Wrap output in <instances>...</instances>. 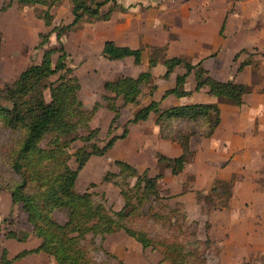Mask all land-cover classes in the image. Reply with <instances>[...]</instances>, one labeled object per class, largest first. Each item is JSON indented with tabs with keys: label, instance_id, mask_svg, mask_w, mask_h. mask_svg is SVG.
<instances>
[{
	"label": "rangeland",
	"instance_id": "374dc122",
	"mask_svg": "<svg viewBox=\"0 0 264 264\" xmlns=\"http://www.w3.org/2000/svg\"><path fill=\"white\" fill-rule=\"evenodd\" d=\"M239 1L203 0L193 9L192 0H116L120 5L126 7L125 12L129 13L125 20L120 17L117 25L125 23L128 29L136 30L141 29L144 24L148 28V39L152 40V45H149L142 42L144 39H140V48L143 51L141 63L135 65L130 58L122 61L105 60L101 56L102 46L108 38L112 37L114 28L112 25L109 26L96 20L71 26L73 17L70 0H58L50 8L48 12L52 17L50 26L44 24V13L47 11V7H22L16 0H0V93L7 85H11L26 67L39 64L45 50L56 51L52 55V61L56 62L59 56L57 51L62 45L68 54L69 65L74 69V75L80 84L79 100L82 101L86 110H92L96 104L98 105L89 121L91 130L98 131L95 139L96 145L103 147L111 137L121 136L126 129L124 139L117 140L104 156L90 158L80 170L75 185L76 192L94 193V201L103 202L112 211H119L124 206L121 189L126 191L132 188L135 178L124 179L120 176L119 170L114 165L115 161H124L130 164L140 174L146 172L150 177L160 175L159 180L164 175L166 177L167 173L166 179L164 177L162 180H158L159 182L157 181V190L159 196L162 197L159 204L163 208L159 209L157 205V207L153 205L151 198L148 201L143 200V205L137 211L148 213L151 208L168 215L169 210L175 209L178 211V215L185 214L187 221L184 226L196 222V225L193 224L189 227L188 233L190 234L195 229L196 239L204 241L209 238L214 242L207 252L206 264H264V237L259 240L260 250L244 251L242 249L243 252L241 251L240 255L232 252L231 247H227L226 251H223L224 247L210 236L208 222L205 221V213L210 209L220 210L227 207L224 205L226 195L221 194L222 189L219 188L217 195H213L209 191L205 194L201 192L202 195L199 199L196 198L195 193L194 199L196 204L200 205V211L197 215H189L188 204L185 199H181V196L188 192V179L185 177L182 185L177 182L178 185L172 186L171 182L172 177L177 178L182 173L187 175L186 165L178 173L173 174L172 170L158 164L156 159L158 153L175 158L176 151L178 153L180 151L179 146L158 139V126L154 113H151L144 122L128 124L126 128L125 125L137 111L152 101L158 102L160 108L167 109L176 105L206 102L211 98L205 95L207 90L204 89L206 92L198 91L196 92L198 94L194 96L181 99L167 96L161 100L167 90L174 88L176 76L185 72L183 67H178L168 78H164L163 58L181 57L191 65H196L204 56L208 59L206 66H210L207 73L215 80L244 82L251 91L253 89L264 90V4L263 9L260 10L259 0L249 1L243 5H240ZM253 7L259 11L251 13ZM219 8L220 11H218ZM224 9H226V15L223 20H219L217 15L221 17ZM107 10L108 6H105L102 13L105 14ZM159 18L161 21L156 22L158 26L154 28V22ZM242 19L244 30L237 27V20ZM143 20L146 22L142 23ZM149 22L153 23L151 29H149ZM202 25H204L203 28ZM52 29L55 30L49 35ZM44 35L49 36L45 44L38 47ZM128 36V40L133 44L138 41L134 32L132 34L129 32ZM158 37L159 40H155ZM137 47L135 46V48ZM155 47L161 50L157 54H154ZM150 57L158 58L157 67L149 69ZM206 59L201 66H204ZM194 73L195 70L186 79L184 85L186 91H193L195 88ZM141 75H149L150 78L146 84L141 86V93L136 103L125 105L121 97L117 98L115 106L119 109V118L115 123H112L114 114L106 108V103L102 99L105 95L103 83L115 81L121 76L137 78ZM45 97H48V93L45 94ZM216 101L225 113L231 107L236 108L225 101L218 99ZM1 103L8 105L4 102ZM83 135L85 134L83 133ZM193 140V146L197 147L198 141L201 139ZM3 142L4 139L0 138V146ZM83 145L84 143L80 142L74 143L70 153L75 152ZM192 153L188 163L193 159L194 152L192 151ZM73 161L74 159L71 160L70 166L75 168ZM255 169L256 183L254 184H259V187H255L264 190V170H258L257 167ZM107 173L117 176L112 182H104L103 179ZM232 179L234 181V178ZM166 187L168 189H165ZM133 205L136 206V200H133ZM148 214L151 215L150 212ZM196 217L200 221L196 220ZM54 218L58 223L63 224L66 221V214L56 211ZM171 222L181 223V219H172ZM132 225L135 227L144 225L146 231L154 236L163 237L170 233L167 226L156 219L147 218L136 221ZM9 230L25 231L30 234L32 232L21 207L12 205L8 194L0 192V256L6 243L4 234ZM106 239V237L104 239L96 237L93 240L95 247L100 246L112 254L116 252L125 264H158L161 259L158 253L152 252L150 249L142 250L138 243L123 232L109 237L107 243H105ZM29 244L28 242L27 247ZM27 247L26 243L25 246L16 243V246L9 247L10 255L25 250ZM89 249L97 260L102 258L101 251H93L91 246ZM238 256L241 259H237Z\"/></svg>",
	"mask_w": 264,
	"mask_h": 264
},
{
	"label": "trees",
	"instance_id": "16d2710c",
	"mask_svg": "<svg viewBox=\"0 0 264 264\" xmlns=\"http://www.w3.org/2000/svg\"><path fill=\"white\" fill-rule=\"evenodd\" d=\"M72 4L71 26L93 20L106 22L112 12L119 8L116 0H70ZM19 6L47 7L44 13V24L50 26L52 17L49 10L58 0H16ZM108 6L105 14L102 9ZM49 33V35L54 31ZM49 35L42 36L39 46L45 44ZM58 35H60L58 33ZM154 54L160 52L155 47ZM56 62L52 61L54 50H45L39 64L26 67L11 84L0 93V192H6L12 205H19L31 226L32 236L39 240L37 249L26 252L15 259L28 254L43 253L52 257L55 264H125L118 256L102 247L96 248L94 239H104L107 235L123 232L141 246L142 250L150 249L161 256L158 264H206L207 252L214 244L209 238L204 241L196 239L195 229L188 233L191 225L185 214L175 209L164 215L157 210L149 209L148 213L137 211L143 200L152 198L153 205L159 209L162 197L157 190V181L161 177H150L146 172L138 173L137 169L124 161H115L119 175L124 179L135 178V184L128 190L121 189L124 206L119 211H112L103 202L94 201V193H78L75 190L80 170L92 157L104 156L117 140L124 139L126 129L121 136L111 137L103 147L95 143L98 131L91 130L89 121L98 105L86 110L78 98L80 84L69 65L68 54L60 45ZM142 49L118 46L113 41H105L101 56L107 61H122L132 58L135 65L141 63ZM151 56V55H150ZM153 56V55H152ZM202 61L191 65L181 57L163 58L164 78H168L175 68L183 67L185 72L175 78L174 88L167 90L161 100L167 96L178 99L190 97L193 92L206 89L207 94L233 106L244 104V96L250 93L247 85L234 80L218 81L212 78L201 66ZM157 57H150L149 69L156 67ZM195 70L194 91H186L184 85L191 72ZM149 75L137 78L123 77L103 83L105 95L102 97L106 108L114 114L112 123L119 118V109L115 106L117 98L123 103L134 104L141 93V86L146 84ZM48 93V97L45 94ZM1 102L7 103L3 105ZM156 115L158 126L157 137L179 146L181 154L169 158L156 154L158 164L178 173L193 155L190 150L192 138L209 139L221 123V111L211 104H184L162 109L158 102L152 101L135 113L128 124L144 122L149 115ZM83 133L85 135H83ZM84 143L75 152L70 153L71 146ZM74 159L75 168L70 166ZM117 175L107 173L104 182H112ZM115 184V183H114ZM233 187V179L216 180L209 190L217 195H226L224 205L228 204ZM196 192V198L201 197ZM210 199V198H209ZM136 200V206L133 205ZM156 206V207H157ZM222 209V208H221ZM56 211L66 214V221L58 223L54 218ZM147 218L161 221L167 226L168 236H154L146 231L144 225L135 227L132 223ZM181 219V223H172V219ZM184 226V227H183ZM22 231H6V240L26 242L31 235ZM186 234V235H185ZM101 251L102 258L97 260L89 249ZM7 251L2 250L0 264H11ZM248 264V263H246Z\"/></svg>",
	"mask_w": 264,
	"mask_h": 264
},
{
	"label": "crops",
	"instance_id": "0c3cea01",
	"mask_svg": "<svg viewBox=\"0 0 264 264\" xmlns=\"http://www.w3.org/2000/svg\"><path fill=\"white\" fill-rule=\"evenodd\" d=\"M192 1L194 9L195 5H199L203 0ZM249 1L253 0H240L239 3L243 5V3H249ZM258 3L261 5L259 9H263L264 0H259ZM117 4L119 8L112 12L109 21L104 22L109 26L112 25L115 30L112 37L108 38V40L113 41L118 46H126L132 49L140 48V39H144L142 41L144 44L152 45V40H149L147 35L148 28L144 24L141 29L136 30L128 29L125 23L117 25L120 17L125 20L129 14L125 12L126 7L120 5L118 2ZM221 9L219 8L218 11ZM255 11L259 10L253 7L251 13ZM225 15L226 9L222 11L221 17L217 15V18L219 17V20H223ZM139 19L141 20V16ZM159 21H161L160 18L154 22V28H157L158 24L156 22ZM141 22L145 23L146 20ZM237 23V27L244 30L243 19L237 20ZM152 25L153 23L149 22V29L152 28ZM129 32L131 34L134 32V35L138 37V41L135 44L128 40ZM155 40H159V37ZM135 46L138 47L135 48ZM205 59L204 56L201 57V64H203ZM207 61L208 59H206L204 66H202L206 71H209L210 66H206L208 64ZM238 83L244 84V82ZM199 91L204 92L205 90L201 89ZM196 92H193L191 96L197 95L198 93ZM250 92L244 96V104L241 107H231L227 113L221 109L216 99H212L214 98L212 96L206 102H197L218 106L221 111V123L210 139L198 138L201 141H198L197 147L193 146V139L195 138L191 139L190 149L194 152V156L192 161L186 164L187 175L182 173L177 177L179 179L176 177L171 178L172 186L182 185L185 177L189 181L187 186L188 192L181 196V199H185L186 204H188L187 211L189 215H197L200 211V205L196 204L194 199L196 192L205 194L212 188L215 180L229 181L234 178L227 207L220 210L210 209L205 213V221L207 220L206 222H208L210 236L215 238L224 247L222 250L226 251L227 247H231L232 252L238 255L241 254L242 249L244 251L251 249L260 250L259 240L264 237V190L256 189L255 186L259 187V184H254L256 183L254 177L255 168L264 170V90L253 89ZM205 95L209 96L206 93ZM180 154L181 150L179 153L176 151L174 157H178ZM175 178L176 180L174 181ZM165 189L168 188L166 187ZM196 220H199V218L196 217ZM111 236L113 235L105 237L108 239ZM107 239L105 243L108 242ZM28 242L30 243L29 247H27ZM16 243H19L21 246H25L26 243L27 248L19 252L17 251V254L13 253L10 255L11 250L9 247L16 246ZM38 246L39 240L32 236L26 242H18L12 239L6 240L4 249L7 251L8 259L12 261L11 264H55L52 257L43 253L28 254L23 258L15 259L17 256L37 249ZM119 258L121 259V257ZM237 259H241V257L238 256Z\"/></svg>",
	"mask_w": 264,
	"mask_h": 264
}]
</instances>
